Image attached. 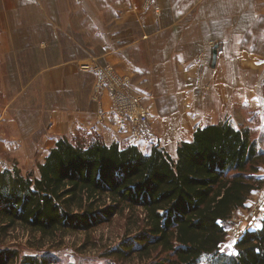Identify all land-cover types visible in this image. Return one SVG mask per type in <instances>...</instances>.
<instances>
[{
	"label": "crops",
	"instance_id": "crops-1",
	"mask_svg": "<svg viewBox=\"0 0 264 264\" xmlns=\"http://www.w3.org/2000/svg\"><path fill=\"white\" fill-rule=\"evenodd\" d=\"M200 53L203 93L193 86ZM93 60L131 77L172 156L198 128L264 120V0H0V169L3 156L25 161L64 136L150 149L106 91L94 95L96 73L79 66ZM156 99L174 102L166 115Z\"/></svg>",
	"mask_w": 264,
	"mask_h": 264
},
{
	"label": "trees",
	"instance_id": "trees-1",
	"mask_svg": "<svg viewBox=\"0 0 264 264\" xmlns=\"http://www.w3.org/2000/svg\"><path fill=\"white\" fill-rule=\"evenodd\" d=\"M251 126L198 128L193 140L178 143L176 156L157 145L145 153L97 136H64L38 176L0 171V238L17 228L42 238L87 231L127 213L137 231L119 249L123 256L165 254L150 264H264V216L236 241L235 253L222 250L233 215L264 184V138L253 137ZM14 261L15 250H0V264ZM19 264L50 260L23 256Z\"/></svg>",
	"mask_w": 264,
	"mask_h": 264
},
{
	"label": "rangeland",
	"instance_id": "rangeland-1",
	"mask_svg": "<svg viewBox=\"0 0 264 264\" xmlns=\"http://www.w3.org/2000/svg\"><path fill=\"white\" fill-rule=\"evenodd\" d=\"M200 55H202V59ZM207 59L202 53L196 57L199 68L194 77L193 86L194 90L197 91L198 89L200 93L205 92L209 88L208 84H204L206 71L210 68V62ZM83 62L85 61H80L79 66ZM17 92L18 89L16 88L10 89L11 95ZM2 94L3 89L0 88V113L2 111L4 100H6L2 99ZM157 101L158 99H156V108L157 110L161 109L164 111V115H166V112L172 106L171 104H174V102H170L168 99H166V101H160L159 103ZM165 107L168 110L165 111ZM161 114H163V112ZM250 129L253 137H256L258 140L260 138V140L263 141L264 120L252 124ZM157 135L158 142L151 143L144 141L150 145V149H144L145 153H150L151 149L155 145L160 147L159 136L161 135L158 132ZM144 142L139 143L141 144ZM262 145L264 144L262 143ZM47 154L48 153L44 154V152H37L35 154L28 153V156L24 157V160L27 163L16 159L14 156H3V158L8 160V165L10 166L9 169L17 167L23 174L31 172L34 176H38V166L44 162ZM4 168L2 167L0 171ZM262 170H264V164L261 166V171ZM261 171L260 176L264 180V172L261 173ZM258 190L257 193H253L247 201L246 204L248 207L257 201L264 202V184ZM245 210L246 208H243L233 215L227 229L228 233L235 220L236 223H239L242 217L244 219L250 217L248 214L244 215L246 213ZM239 217H241L240 220L237 219ZM136 231V225L133 221H130V217H127V213L123 215L116 214L112 216L111 220L97 225L90 230L67 232L66 234L45 236L44 238H42L39 234L28 232L23 228H17L9 232L7 236L0 238V250H15L19 261L23 256H34L38 258L46 257L50 260V264H150L154 262L157 263L161 258L165 257V254H163L158 258L141 259L136 253L131 254L126 252L128 254L123 256L122 253L118 252L119 249H124L125 244L133 243V237L135 236ZM232 239L233 238L230 236L222 247V250L229 254L235 253L234 246L236 240L233 241ZM19 261H14L11 264H19Z\"/></svg>",
	"mask_w": 264,
	"mask_h": 264
},
{
	"label": "built area",
	"instance_id": "built-area-1",
	"mask_svg": "<svg viewBox=\"0 0 264 264\" xmlns=\"http://www.w3.org/2000/svg\"><path fill=\"white\" fill-rule=\"evenodd\" d=\"M201 59H202V55ZM82 69L91 70L96 73L94 82V95L106 91L111 100V111L121 118L129 119L131 122V136L136 143L158 142V135L153 130L149 122V108L142 101L132 86L131 77L118 72L112 65H101L97 61L83 62ZM244 215L249 218L235 222L229 230V238L237 241L245 231L254 229L260 224L264 216V202L257 201L246 208ZM240 216V215H239Z\"/></svg>",
	"mask_w": 264,
	"mask_h": 264
},
{
	"label": "water",
	"instance_id": "water-1",
	"mask_svg": "<svg viewBox=\"0 0 264 264\" xmlns=\"http://www.w3.org/2000/svg\"><path fill=\"white\" fill-rule=\"evenodd\" d=\"M212 62H213V65H215V62H216V49L213 51Z\"/></svg>",
	"mask_w": 264,
	"mask_h": 264
}]
</instances>
